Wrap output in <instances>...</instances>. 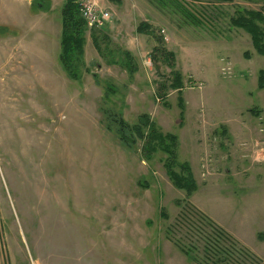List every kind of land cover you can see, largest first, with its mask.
I'll return each mask as SVG.
<instances>
[{"label":"rangeland","instance_id":"374dc122","mask_svg":"<svg viewBox=\"0 0 264 264\" xmlns=\"http://www.w3.org/2000/svg\"><path fill=\"white\" fill-rule=\"evenodd\" d=\"M32 1L0 0V264H203L218 228L247 250L230 264H264V55L230 23L264 15V0H87L110 17L87 25L79 81L58 61L63 0ZM121 49L137 64L131 76L104 57ZM105 105L175 134L197 189L173 186L164 154L145 161L124 148Z\"/></svg>","mask_w":264,"mask_h":264},{"label":"trees","instance_id":"16d2710c","mask_svg":"<svg viewBox=\"0 0 264 264\" xmlns=\"http://www.w3.org/2000/svg\"><path fill=\"white\" fill-rule=\"evenodd\" d=\"M43 6L40 1L33 0L32 6ZM243 10V9H242ZM60 39H59V64L71 80L79 81L85 71L89 68L84 60V44L87 29V23L79 11L78 0H64L60 7ZM232 26L244 29L250 34L253 48L258 54L264 55V15L260 10H243L241 13L230 18ZM137 32L153 34L151 25L146 22H140L136 27ZM100 33L95 28L90 30V37L93 45L100 55H104V48L101 45ZM104 36V35H103ZM156 38V37H155ZM159 40L158 38H156ZM160 46V45H159ZM161 48V47H160ZM160 48L155 47L158 51ZM165 57L172 58V53L162 50ZM118 56L115 57L110 54V57H105L108 63L117 64L124 68L131 76L137 71V64L132 53L126 49L116 52ZM106 55V54H105ZM248 57L249 53H245ZM109 58V59H108ZM168 61V59H167ZM168 64L172 63L168 61ZM96 81L99 80L97 74H93ZM99 82V81H98ZM264 84V70L259 72L258 87L262 88ZM160 85L164 87V83ZM170 88H181V75L174 71L173 81L169 84ZM105 93L103 95L104 101H107L110 93L114 90L109 84L104 87ZM181 90H178V104L182 108L183 100L180 96ZM164 94H160L159 98L164 99ZM105 102L103 103L104 106ZM101 109L107 130L113 132L119 143L128 151L138 152L139 158L145 161H150L158 152L164 154L162 159L163 167L167 177L172 182L173 186L184 190L186 196H190L196 189L197 184L193 177L191 166L188 161H180L178 159L177 136L173 133L163 132L153 119L147 114L138 116L134 123H128L120 114L115 112L112 108L109 110L108 105ZM209 220V219H207ZM209 222V221H208ZM212 241H208L204 247L205 254L208 259H205L203 264H230L237 256L236 254H243L247 252L246 248L238 247L236 241L225 233L221 228L214 229L212 233ZM226 236L230 239L229 244H222L220 241L224 240ZM263 234L258 233V239H262ZM235 244V245H234ZM239 245V244H238ZM190 250V249H188ZM186 249V253L190 252ZM214 256L213 262L209 260V255ZM194 259V258H193ZM240 262H242L240 260Z\"/></svg>","mask_w":264,"mask_h":264},{"label":"built area","instance_id":"2783aa9c","mask_svg":"<svg viewBox=\"0 0 264 264\" xmlns=\"http://www.w3.org/2000/svg\"><path fill=\"white\" fill-rule=\"evenodd\" d=\"M78 5L79 11L88 27H100L110 17L108 10L99 8L94 2L79 0Z\"/></svg>","mask_w":264,"mask_h":264},{"label":"crops","instance_id":"0c3cea01","mask_svg":"<svg viewBox=\"0 0 264 264\" xmlns=\"http://www.w3.org/2000/svg\"><path fill=\"white\" fill-rule=\"evenodd\" d=\"M4 1V0H3ZM8 1H10V0H8ZM64 1V0H63ZM18 1H16V3H17ZM19 3V2H18ZM63 3V2H62ZM6 54H10L9 52H6ZM208 216V215H207ZM209 217V216H208ZM210 218V217H209ZM187 254V253H186ZM194 260V259H193Z\"/></svg>","mask_w":264,"mask_h":264},{"label":"bare ground","instance_id":"6f19581e","mask_svg":"<svg viewBox=\"0 0 264 264\" xmlns=\"http://www.w3.org/2000/svg\"><path fill=\"white\" fill-rule=\"evenodd\" d=\"M63 140V139H62Z\"/></svg>","mask_w":264,"mask_h":264}]
</instances>
